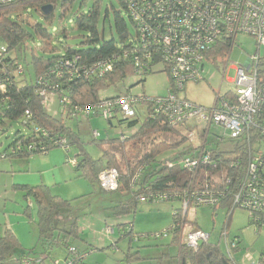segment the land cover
<instances>
[{
	"label": "trees",
	"instance_id": "obj_1",
	"mask_svg": "<svg viewBox=\"0 0 264 264\" xmlns=\"http://www.w3.org/2000/svg\"><path fill=\"white\" fill-rule=\"evenodd\" d=\"M119 1L127 14L124 2L122 0ZM57 2L58 0H23L18 6L0 8V43L8 49V55L4 63L0 64V86L5 85V91L0 90V120L3 122H22L23 126L28 130L27 133L16 134L14 141L8 148L9 150L0 156V159L29 158L39 155L42 147L50 150L57 147L56 144L60 139H66L70 149L74 147L77 150L78 155L76 158L79 159H77L78 166L75 167L76 170L81 172L92 183L98 182L99 184L98 178L102 171L118 170L120 174L119 187L113 193L121 196L127 195L128 199L113 208L116 216L135 214L138 205L141 203L139 199L142 196L164 194L172 197L167 202L177 200L183 204V197H190V203H193L191 197L194 193L223 192L226 196L221 200L220 205L214 209L217 210L219 207L228 209L227 222L225 224V228H227L230 225L234 211L239 209L234 208L233 199L238 191L240 181L247 171L250 149L253 143L259 140V136L255 135L253 137L251 147L241 144L232 153L222 150L220 140L213 138L211 143L216 142L217 147L212 149L208 147V149L214 154V160L219 165L216 168L207 166L197 176L188 172L180 164L184 157L193 152L191 150L195 146L190 143V147L184 152L178 153L174 159L159 160V157L164 153L175 150L188 141L187 134L182 139H176L178 140L176 142L156 144L135 165L131 164L125 157L122 159L123 165L120 164L117 154L110 149L111 146L124 147L127 141L122 139V135L120 139H109L107 141L97 140L98 136L95 137L94 143L103 150V154L97 159L92 157L87 152L85 144L81 141L79 135L63 119L50 115L40 91L44 90L54 97L56 96L57 99L59 97L60 104L64 107L67 106L70 117H75V114L78 115L77 109H85L125 95V93L117 96L103 95L109 88L116 87V85L133 76L138 78L139 83H143L146 75L156 72L148 69L141 76L136 74L134 57L126 56V54L130 51L132 42L137 36L131 35L129 26L120 13L114 14V30L118 40L115 38L109 41L104 38L101 40L98 32L101 17V0H97L88 13L78 15L74 22L78 30L89 34L88 40L85 42L88 45L87 48L73 49L62 47L61 49L64 50L62 51L60 48L51 45L53 35L50 32L41 25H35L33 30L41 40V44L38 47L41 49L42 55L32 51L28 61L26 54L30 49L29 43L34 39V36L27 31L26 27L18 19L22 15L23 9L28 5L40 12L46 21L52 25L54 22L53 12ZM47 5L53 6V11L46 15L43 12V7ZM106 17L108 18V11ZM131 23L133 24L132 21ZM133 26L135 27L134 24ZM235 43L236 41L234 42L232 39L229 43L226 41L221 42L207 54V60L226 58ZM76 58H79V60L75 62ZM67 62H72V68L78 69L77 74H73L72 70L66 66ZM104 62H111L112 70L103 77L86 78L83 76L84 69H89ZM156 62L157 60L155 59V62H152L149 66L155 65ZM18 66H23L25 71L20 76L17 75ZM260 73L261 79L264 81V60ZM27 75L32 77L31 81L27 80ZM41 78H43L44 83L40 84L39 79ZM172 92H175L179 98H185L175 88ZM229 92L226 94L227 97H231ZM63 99H67L68 104L62 103ZM27 112H30V116L26 114ZM61 113H63V110ZM113 113V117L107 119L110 124L121 111L116 108ZM134 118L124 117V121L128 123L130 130L138 127L136 133L130 136V139L134 141L143 140L158 134L181 135L182 130L188 132L185 126L176 127L170 125L167 118L162 114L153 115L150 106H147V117L143 122ZM257 119L259 123L264 122V108ZM40 129L47 134L45 136H41V134L37 136L35 130ZM209 141L207 145L210 143ZM19 146L21 150H17ZM32 146L38 147V150L30 151L29 147ZM70 149L66 152L68 153ZM235 161L240 164L237 169L232 167ZM224 173L227 175L226 181L219 179V175ZM203 175H206V178L204 177L203 179ZM137 176L138 178H136ZM229 178H234V180L232 179L230 183H227ZM20 188L25 190L26 195L32 197L36 203L41 250L37 254L33 250L23 252L16 259L18 264H21L25 259L29 260L30 264H61L53 255L54 251L59 248L64 249L66 252L63 264H84L87 257L83 260L74 261L75 257L70 252L71 248H76L80 254L86 253L73 244L74 241L82 238L78 221L71 214L72 201L52 195L48 187L45 186H21ZM177 196L179 198H176ZM181 216V209L174 211L172 226L181 220ZM188 220L187 218V223ZM250 223L255 226L251 218ZM129 225L124 226L126 228L131 227L132 223ZM263 226L257 225L255 227L260 230ZM131 231H133V228H131ZM131 231L128 228L130 235ZM178 231L175 230L174 242L180 241V233ZM233 241L237 242V247L233 250L232 257L222 249L220 242L216 245L210 244V242L203 244L197 252L181 245L180 264H237L234 255L241 250V242L237 238H234ZM20 246L16 236L10 230H7L4 236L0 238V264L11 263L13 261L11 258ZM126 255V260L128 261L136 254L132 255L129 252ZM260 264H264V258H261Z\"/></svg>",
	"mask_w": 264,
	"mask_h": 264
},
{
	"label": "rangeland",
	"instance_id": "obj_2",
	"mask_svg": "<svg viewBox=\"0 0 264 264\" xmlns=\"http://www.w3.org/2000/svg\"><path fill=\"white\" fill-rule=\"evenodd\" d=\"M96 1L58 0L53 12L54 22L52 25L46 21L40 12L27 5L18 19L34 36V39L29 43L30 49L26 54L27 60L29 61V55L32 51L42 55V51L38 47L41 40L33 30L35 25H41L53 35L51 42L53 47L60 49L62 47L87 48L88 45L85 42L88 40L89 34L78 30L74 22L78 15L88 13ZM101 1V17L98 27L101 40L103 38L106 41L113 38L117 39L114 30L115 13H120L121 17L126 20L131 35L136 36L135 27L128 18L121 2L119 0ZM107 11L108 18L106 17ZM256 55L264 58V47H259L253 37L239 35L226 58L207 60L204 63L205 80L198 84H188L185 91L180 92V95L206 108L214 106L219 91L225 94L234 90L232 84L236 77L234 68L244 66L250 57ZM227 66L229 68L225 72ZM30 75L26 77L28 81L32 79ZM143 81V83H139L138 78L133 76L116 85V87L109 88L103 95L117 96L125 93V95L135 97L158 98L166 97L171 91H174V85H172L173 83L166 72L151 73L146 75ZM50 99L49 110L51 113L54 114L55 111V117L63 119L79 135L87 152L96 159L102 156L103 150L94 143L95 133L99 135L97 139L99 141L120 139L121 135L125 136L127 142L124 147H110L117 154L116 156L122 165L124 157L135 165L156 144L176 142L178 141L176 139H182L187 134L186 130H182L181 135L158 134L134 141L128 137L131 136V131L121 113H118L111 121L112 124L100 115L88 117L85 114H79L70 117L67 106L64 107L60 104L59 97L57 99L56 96H52ZM62 103L66 104V101L63 100ZM133 109L136 113L134 119L143 122L147 117V106L141 104ZM62 110L63 113H61ZM27 131L22 122H3L0 120V156L9 150L8 148L14 141L16 134H24ZM211 133L208 144L210 149L217 147L216 142L211 143V140L215 138L213 136L222 137L224 130L213 126ZM223 138L219 141L222 150L232 153L237 149L239 142L230 141L228 134L224 135ZM197 144L198 142L193 146ZM188 147L190 144L186 141L179 148L161 155L159 160L174 159L178 153L184 152ZM77 155L76 148L71 147L68 153L63 148H54L48 155L39 154L29 158H15V160L0 159V238L4 236L7 230H10L21 245L11 258L13 261L8 264H18L16 259L23 252L33 250L37 254L41 250L37 206L34 199L28 197L26 191L20 188L21 185L45 186L48 187L52 195L72 201L71 214L78 221L82 238L74 241L73 244L88 254L84 264H180L181 242H174V233L168 231L173 224L174 211L183 209L182 202L176 200L161 203H140L135 214L118 217L114 214L113 208L128 199L127 195L121 196L113 192L102 191L98 182L92 183L85 178L68 162L69 158H76ZM204 177L206 178V175H203V179ZM213 178L216 179L215 176ZM227 214L228 209L224 207H219L216 210L206 205L193 206L188 214L186 232L190 228H200L210 236V244L216 245L221 241L223 250L225 248L224 235H227L228 241L238 237L239 240L243 241V246L234 255L235 262L237 264H250L252 257L253 261L257 263L261 255H264V233L262 235L264 229L261 228L263 229L261 231V229L258 230L254 225H251L249 213L243 209L234 211L230 225L225 228ZM130 223H132L134 234L166 233L167 236L158 240L144 239L140 242H134L133 236L127 235L129 227L124 226H128ZM224 231H226L225 234ZM252 250L256 252L253 254ZM129 251L136 255L127 261L126 254ZM53 255L63 264L66 256L64 249H56Z\"/></svg>",
	"mask_w": 264,
	"mask_h": 264
},
{
	"label": "built area",
	"instance_id": "obj_3",
	"mask_svg": "<svg viewBox=\"0 0 264 264\" xmlns=\"http://www.w3.org/2000/svg\"><path fill=\"white\" fill-rule=\"evenodd\" d=\"M23 0H0V8L14 7ZM127 14L136 27L137 34L133 40L130 51L126 56H133L136 74L141 76L148 69L155 72H166L177 92H183L190 83H201L205 80L203 63L207 61V54L221 42L229 43L237 40L243 34L256 39L259 47H264V0H122ZM234 46V45H233ZM8 49L0 43V64L4 63ZM230 56V54H229ZM155 65L149 66L152 62ZM79 60V58L75 59ZM264 58L259 55L250 57L244 66L235 67L236 77L232 81L234 90L231 97L222 94L216 95L214 106L206 108L195 104L186 98H179L175 92H170L166 97L147 98L144 96L121 95L117 99L108 100L98 105L77 109L78 115H100L106 120L112 118L116 108H119L125 118H134V107L141 104L150 106L153 115L162 114L172 126H185L187 140L197 146L184 157L180 164L188 172L196 176L200 171L209 166L218 167L214 154L208 149V140L212 135L213 126L224 130L222 137L213 136L217 140L224 139L228 134L230 141L239 142L238 145L252 146L253 137L259 140L253 143L250 149L247 171L242 177L238 191L234 196V208L247 211L252 222L264 225V122L259 123L257 117L264 108V81L261 79V65ZM74 64V62H73ZM66 66L73 74L78 69L72 68V62ZM229 67L227 66L225 72ZM112 70L111 62L97 64L89 69H84L83 76L91 78L103 77ZM24 67L18 66L17 75L24 74ZM224 72V74H225ZM224 77V75H223ZM39 83H44L43 78ZM5 85L0 90L5 91ZM44 103L49 111L50 97L53 95L44 90L40 91ZM67 103V99H63ZM30 116V112L26 113ZM74 116H77L76 114ZM37 136H45L43 130H35ZM96 137L99 135L95 133ZM125 139V136H122ZM56 148L66 151L70 146L66 139H60ZM54 149V148H53ZM17 150H21L20 146ZM30 151H37L38 147H29ZM39 154L45 155L52 149L42 147ZM190 151V152H191ZM69 164L74 168L78 166L77 158H69ZM239 163L233 162V168H239ZM170 166V164H169ZM138 178V176L136 177ZM220 180L226 181V173L219 175ZM120 174L116 169L102 171L99 174V186L105 192H114L119 187ZM234 178L227 179L230 183ZM226 196L223 192L194 193L190 197H183L181 220L176 222L168 232L175 233L179 230L181 245L197 252L203 244L210 242V236L201 229L190 228L186 232L188 214L191 207L210 206L216 208ZM176 198H179L177 196ZM172 197L164 194L142 196L141 203L167 202ZM133 226L129 227L131 231ZM110 233V231H107ZM226 231H224V234ZM132 240L140 242L144 239L158 240L166 237V233L134 234ZM225 239V252L232 257L237 242ZM221 243V241H220ZM74 261L85 259L88 254H80L76 248H71ZM58 263V262H57ZM21 264H30L25 259Z\"/></svg>",
	"mask_w": 264,
	"mask_h": 264
},
{
	"label": "crops",
	"instance_id": "obj_4",
	"mask_svg": "<svg viewBox=\"0 0 264 264\" xmlns=\"http://www.w3.org/2000/svg\"><path fill=\"white\" fill-rule=\"evenodd\" d=\"M49 112H50V115H52L53 117H55V115H56V112L54 111V114H52L51 113V110H49ZM138 130V127H136L135 129H132V130H130L131 132V136L133 135V134H135L136 133V131ZM128 137H130V136H128ZM51 151V150H50ZM48 154H50V152L49 153H47V154H45V155H48ZM49 157H51V155H49ZM16 159H22V158H16ZM11 160H15V159H11ZM21 186H28V185H21ZM263 229H264V226L262 227ZM200 229V228H199ZM263 229H261V231L263 230ZM202 230V229H201ZM264 231V230H263ZM134 232V231H133ZM263 233L264 232H262V235H263ZM127 235H129V236H131L130 235V233H128ZM235 238H237V239H239L238 237H235ZM240 242H241V245H240V248L243 246V241L242 240H240ZM81 250V249H80ZM129 252H131V251H129ZM252 252H253V254L256 252L255 250H252ZM133 254V253H132ZM261 258H264V255L262 254L261 255V257H260V259L258 260V262L256 263V262H254L253 260V258L251 257L250 258V260H251V263L250 264H260V261H261ZM57 260V259H56ZM64 260H65V257H64ZM58 262H60L59 260H57Z\"/></svg>",
	"mask_w": 264,
	"mask_h": 264
},
{
	"label": "water",
	"instance_id": "obj_5",
	"mask_svg": "<svg viewBox=\"0 0 264 264\" xmlns=\"http://www.w3.org/2000/svg\"><path fill=\"white\" fill-rule=\"evenodd\" d=\"M53 11V6L47 5L43 7V12L47 15Z\"/></svg>",
	"mask_w": 264,
	"mask_h": 264
}]
</instances>
